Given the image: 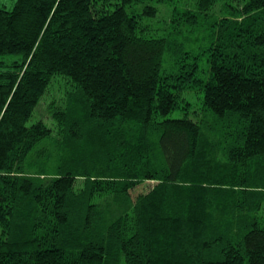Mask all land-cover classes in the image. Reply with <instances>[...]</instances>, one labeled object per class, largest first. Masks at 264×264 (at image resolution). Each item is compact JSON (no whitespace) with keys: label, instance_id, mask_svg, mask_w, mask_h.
Segmentation results:
<instances>
[{"label":"trees","instance_id":"obj_1","mask_svg":"<svg viewBox=\"0 0 264 264\" xmlns=\"http://www.w3.org/2000/svg\"><path fill=\"white\" fill-rule=\"evenodd\" d=\"M0 264H264V0L0 3Z\"/></svg>","mask_w":264,"mask_h":264},{"label":"rangeland","instance_id":"obj_2","mask_svg":"<svg viewBox=\"0 0 264 264\" xmlns=\"http://www.w3.org/2000/svg\"><path fill=\"white\" fill-rule=\"evenodd\" d=\"M16 2H17V0H0L1 5L5 6L8 10L13 9ZM187 3H190V0H187ZM159 8H160L159 9L160 10L159 15H158L157 19L153 20L154 31L163 24L162 23L163 21L166 22V24H170L176 20V22H174V23L179 24L181 21L185 20V17L179 12H174L173 14H171L172 8L170 7V5L162 4ZM222 13H223L222 6L220 4V5L216 6V8L214 10L209 11L208 14L210 17L215 18L216 15H222ZM158 33H160V30L158 31ZM206 40H207V38H204V37H199L196 40L194 39L192 42L188 43L185 46V49L186 50L198 49L205 44ZM166 58H167V56H166ZM204 61H205V64H204L203 69L206 70L208 68V65L206 63L205 57H204ZM187 97L189 98L190 102L193 103L195 101V95H187ZM49 102H50V99H43L42 100L40 107L38 108V110L36 109L33 118L29 122V125H31L32 123L37 121L39 118L45 119V120L49 118ZM174 115L177 117V116H180V113L176 111L174 113ZM153 185H154V183H147L145 185H142L137 191H133V197L135 198L141 192H147L148 190H150V188Z\"/></svg>","mask_w":264,"mask_h":264}]
</instances>
